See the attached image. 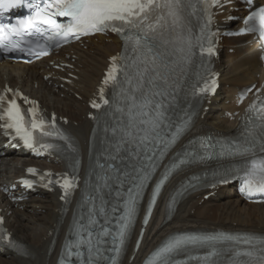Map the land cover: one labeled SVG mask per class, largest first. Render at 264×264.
Masks as SVG:
<instances>
[{
    "label": "snow or ice",
    "instance_id": "1",
    "mask_svg": "<svg viewBox=\"0 0 264 264\" xmlns=\"http://www.w3.org/2000/svg\"><path fill=\"white\" fill-rule=\"evenodd\" d=\"M219 3V0H203V12L207 17L206 23L201 27V34L193 38L192 30L185 23V0H43V6L35 4L32 0H0V8L21 6L26 4L30 9V14L21 18L16 25L0 23V48L5 52L24 51L20 45L22 43L32 44L39 51L33 54L37 57L48 54V42L59 46V41L66 39L70 35H91L97 32L111 30L119 34L124 42V52L119 57H112V66L106 73L103 81L104 85L110 82L114 89H118L119 102L116 105V111L124 113L127 116L126 123L121 120L118 129L119 139L114 145L116 155L110 156L111 160L120 158L122 150L128 151L130 163L128 168L137 175L132 176L130 172L120 171L115 165L109 164L115 176H107L104 179V187L108 186V181L115 180L123 185L124 178L131 176L135 184V192L129 189V197L124 205V216L121 217L117 237L119 245L114 248L115 256L111 257V264H117V258L121 252V246L125 242L128 229L136 212V204L145 182L149 180L152 171L155 170V163H151L148 169H138L136 162L144 159L142 153L149 150L151 146L157 144L164 145V151L160 152L161 157L164 152L176 143L184 126L176 128L171 134V138L164 140L162 130L167 127L166 111L163 98L171 95L169 88L175 85L171 81L172 72L175 71L170 65L174 63L173 57L179 58L187 64L193 55V49L200 46L201 54L215 55L212 38L216 33L210 31L211 13L210 8ZM191 7L192 5H188ZM57 17H68L66 24L59 23ZM49 27L41 31L40 25ZM245 27L240 33H255L261 40H264V7H260L244 21ZM237 33V34H240ZM42 37L45 41L41 44L39 40L33 41L30 38ZM24 37H28L25 40ZM207 40L208 46L205 48L203 42ZM122 61V64H118ZM216 81L213 76L210 84L205 83V87L200 88V92L215 91ZM104 88L100 89L101 99L105 105L109 104L108 99H104ZM160 99H157V98ZM4 97L0 96V101ZM94 108H100L101 105L93 102ZM252 108L255 105L251 106ZM31 121V129H41L43 135H52L51 132H43L44 121L35 118V110ZM261 113H264V106L261 107ZM7 118L6 128L14 129L17 136L23 140L25 146L33 148L37 143L33 131L26 127L25 117L20 106L15 99L8 101L7 108L3 109L0 119ZM54 119V118H53ZM264 121V114L260 116ZM187 121L185 122V125ZM61 139H67L62 133H58ZM246 146L237 148L236 152L240 155L253 153L259 144L260 151L264 152V123L260 125L259 131L251 129L248 132ZM71 147V145H69ZM42 148H51L52 145L41 144ZM186 163L181 160L180 164ZM179 165L174 164L173 167ZM102 169L104 165L100 166ZM34 170L29 169V172ZM142 173V174H141ZM249 179L245 182V190L250 194L253 191H264V158L252 159L248 169ZM168 178L165 173L153 192L152 200L149 205V214L151 205L155 203L156 195L161 186ZM227 177L221 176L220 182H226ZM139 180V183H135ZM31 187V182L24 181ZM75 186L74 181L64 180L62 187L64 196L69 194V190ZM119 195V193H117ZM174 202V200H173ZM104 212V208L99 210ZM96 216V206L93 200V208L89 215L87 226L80 225L76 229V239H69L64 246V254L61 258V264H65V258L72 260L75 258L79 264H100L104 259L102 246L107 242L106 237L110 230L101 225L98 233L93 228L98 223ZM2 223V218H0ZM147 223V220H145ZM8 240L7 236L0 237ZM12 247H17L15 244ZM188 246L207 247L210 251L203 257L197 258L203 261V264H218L217 258L227 254L228 264H264V239L257 241L254 237H240L229 234H220L217 236H175L160 247L152 256L147 264H170V257ZM246 246V247H242ZM86 248L87 256L81 251Z\"/></svg>",
    "mask_w": 264,
    "mask_h": 264
},
{
    "label": "bare ground",
    "instance_id": "2",
    "mask_svg": "<svg viewBox=\"0 0 264 264\" xmlns=\"http://www.w3.org/2000/svg\"><path fill=\"white\" fill-rule=\"evenodd\" d=\"M246 38L223 40L222 57L215 63V68L221 74L220 89L208 105V111L199 113L184 139L177 149L189 138L196 134L218 132L232 134L236 128L235 122H228L221 118L223 110H232L229 104L231 95L238 89L250 86L258 80L261 74L258 66L257 54L254 47L244 45ZM76 55L75 63L66 60L74 66L70 73L79 78L78 81L66 90H59L55 94L53 85L59 83L51 81L49 86L42 80L39 71L46 68L47 63L32 66L0 64V85L8 83L12 87H19L24 92L33 95L48 111L67 118L69 129L76 137L77 146L82 160L81 174L84 175L88 162V143L92 124L87 119V99L94 93L107 59L120 49V43L113 39L105 43L100 37L90 40L86 51L71 47ZM68 48L67 50H71ZM234 48L233 54L226 51ZM63 57V55L61 56ZM51 60V59H50ZM48 60V61H50ZM263 77V75H261ZM35 84L38 89L34 90ZM71 93L75 94L70 95ZM61 95L64 98H61ZM75 96L82 98L80 101ZM76 123V126H74ZM3 142H0V146ZM5 152V156L1 153ZM33 162L23 157L14 156L8 151L0 150V185L13 181L23 174V168ZM42 166H45L42 164ZM61 169L60 165L53 166ZM199 170L198 167L189 168L175 176L167 185L164 194L159 200L149 225L136 253L132 252L134 240L140 226L138 225L127 256L122 264H140L143 258L167 236L182 231H228L248 232L264 235V205H247L238 199L231 189H219L207 201L203 197L211 191H203L184 200L176 209L171 218H166L164 210L176 185L188 175ZM39 197H30L21 211L14 209L13 215L7 218L6 226L10 229L14 239L27 251L24 257L13 253L0 252V264H56L59 251L68 229L74 205L66 216L58 213L59 203L57 195L41 192ZM0 201H4L0 193ZM4 204V203H3ZM3 206V205H2ZM40 209L44 213H38Z\"/></svg>",
    "mask_w": 264,
    "mask_h": 264
},
{
    "label": "rangeland",
    "instance_id": "3",
    "mask_svg": "<svg viewBox=\"0 0 264 264\" xmlns=\"http://www.w3.org/2000/svg\"><path fill=\"white\" fill-rule=\"evenodd\" d=\"M42 211V210H41ZM40 213H42V212H40Z\"/></svg>",
    "mask_w": 264,
    "mask_h": 264
}]
</instances>
